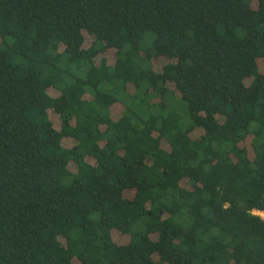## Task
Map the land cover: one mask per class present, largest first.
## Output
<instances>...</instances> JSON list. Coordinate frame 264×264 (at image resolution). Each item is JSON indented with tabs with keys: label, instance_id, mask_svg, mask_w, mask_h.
<instances>
[{
	"label": "trees",
	"instance_id": "1",
	"mask_svg": "<svg viewBox=\"0 0 264 264\" xmlns=\"http://www.w3.org/2000/svg\"><path fill=\"white\" fill-rule=\"evenodd\" d=\"M254 212L264 0H0V264H264Z\"/></svg>",
	"mask_w": 264,
	"mask_h": 264
},
{
	"label": "rangeland",
	"instance_id": "2",
	"mask_svg": "<svg viewBox=\"0 0 264 264\" xmlns=\"http://www.w3.org/2000/svg\"><path fill=\"white\" fill-rule=\"evenodd\" d=\"M183 104H181L182 106ZM181 106L180 107H174L172 106L171 109H176V110H179L180 109V112H181ZM119 109V108H118ZM117 108L115 109V111H119ZM183 109H184V105H183ZM254 214L258 215L260 218H262L264 220V214L263 213H260V212H254Z\"/></svg>",
	"mask_w": 264,
	"mask_h": 264
}]
</instances>
